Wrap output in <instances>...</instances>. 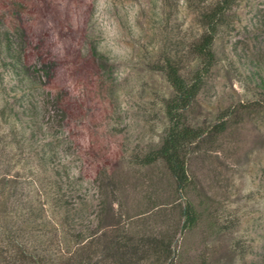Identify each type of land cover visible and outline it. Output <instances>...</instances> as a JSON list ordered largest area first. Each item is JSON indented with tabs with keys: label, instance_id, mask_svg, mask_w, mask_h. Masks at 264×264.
<instances>
[{
	"label": "rangeland",
	"instance_id": "rangeland-1",
	"mask_svg": "<svg viewBox=\"0 0 264 264\" xmlns=\"http://www.w3.org/2000/svg\"><path fill=\"white\" fill-rule=\"evenodd\" d=\"M67 1L65 20L75 7ZM79 1L73 19L85 22V36L74 49L94 46L106 58L104 101L89 100L66 65L72 113L49 104L46 116L24 123L27 102L0 54V225H17L40 253L82 237L100 264H166L161 248L174 252L173 264H264V0ZM46 24L59 46L72 40ZM39 28L31 26L45 37ZM208 31L211 59L194 48ZM6 40L21 41L0 25ZM168 62L199 87L179 113L181 125L202 133L186 149V190L162 160L146 161L171 124ZM187 200L191 228L182 227ZM115 236L137 246L130 262L110 263L104 245Z\"/></svg>",
	"mask_w": 264,
	"mask_h": 264
},
{
	"label": "trees",
	"instance_id": "trees-1",
	"mask_svg": "<svg viewBox=\"0 0 264 264\" xmlns=\"http://www.w3.org/2000/svg\"><path fill=\"white\" fill-rule=\"evenodd\" d=\"M62 1L0 0V25L2 30L5 33L11 32L13 37L21 40L18 46H15L13 42L15 47L7 40L1 41L0 54L2 55V64H5L8 68L13 84L16 85L17 90L21 93V99L23 98L22 100L27 102L28 109L26 108L25 110L29 111L30 116L28 113L25 121H22L27 124H30V122L34 123L33 117L37 119L46 116L49 104H52V111L56 115L62 116L72 113V109L78 99L74 98L73 90L63 76L62 71L64 70L62 69L66 65H70L72 76L86 89L89 100L95 97L99 102L104 101V92L102 93L105 85L104 74H107L108 70L106 58L94 46L89 47L86 55H82L79 49H74L77 41L85 36V22L80 21V19H73V11H75L74 9L79 5L80 1H67L72 3L73 7L75 5L73 11L68 9L67 21L62 17ZM90 6V4L87 5V9L85 7L88 10L86 14L89 13ZM220 8L221 6H219L218 10ZM75 12H77V9ZM48 19L55 24L56 29L68 31L67 34L72 40L66 46H59L58 42L51 41L50 35L47 33V30L50 29L47 24L44 30L42 29L43 24ZM36 24L40 27L38 30L42 31L45 37H39L37 31L33 32L31 26L35 27ZM211 31L201 36L194 45L196 52L200 56L209 59L212 58L210 46L213 36ZM165 71L166 77L174 90L173 96L167 103L166 111L170 117L171 124L163 137L160 147L151 155H148L146 161L150 163L157 159L162 160L173 177L177 189L186 190L189 184L186 169V149L189 144L201 137L202 133L193 127L181 125L179 113L190 104L199 87L196 81L190 84L185 83L179 74L178 67L171 62L167 63ZM31 101L33 103L28 104ZM55 114H49V116H54ZM221 130L222 124H219L215 125L211 132H219ZM64 206L67 207L66 205H61V208ZM75 207L72 208L75 209ZM69 210L68 208L65 212H69ZM182 214L184 216L182 227H193L197 216L194 206L189 200L186 201ZM20 231L21 233H19ZM0 233L2 234L0 262L2 263H107L95 256L96 251H93L92 246L88 242L83 241L82 237H78L76 244L70 249L57 253L51 251L40 253L35 248H30L29 244L26 243L27 240H22L25 237L22 233H25V231H22L17 225L13 229L10 228V230L0 225ZM30 233L34 235L30 231L27 232V236ZM104 250H107L105 252L107 257L111 256L109 258L110 263H128L138 249L130 241L122 240L115 236L114 240L107 241V244L104 245ZM160 250L161 255L164 256V263L173 264L172 257L174 252L165 251L162 248Z\"/></svg>",
	"mask_w": 264,
	"mask_h": 264
},
{
	"label": "clouds",
	"instance_id": "clouds-1",
	"mask_svg": "<svg viewBox=\"0 0 264 264\" xmlns=\"http://www.w3.org/2000/svg\"><path fill=\"white\" fill-rule=\"evenodd\" d=\"M102 2H103V0H102ZM100 19H101L102 26L105 28V31L106 32H111V29L109 27V21L103 16H100ZM114 49H115V46H114ZM115 50L119 51V49H115Z\"/></svg>",
	"mask_w": 264,
	"mask_h": 264
}]
</instances>
